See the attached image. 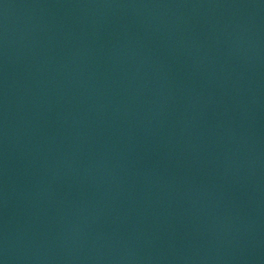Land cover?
<instances>
[{"label": "water", "instance_id": "1", "mask_svg": "<svg viewBox=\"0 0 264 264\" xmlns=\"http://www.w3.org/2000/svg\"><path fill=\"white\" fill-rule=\"evenodd\" d=\"M0 264H264V0H0Z\"/></svg>", "mask_w": 264, "mask_h": 264}]
</instances>
